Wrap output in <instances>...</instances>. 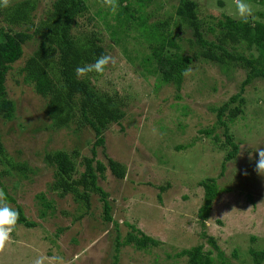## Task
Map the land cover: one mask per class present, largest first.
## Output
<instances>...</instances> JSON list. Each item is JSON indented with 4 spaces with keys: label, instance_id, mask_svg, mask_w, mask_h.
<instances>
[{
    "label": "rangeland",
    "instance_id": "1",
    "mask_svg": "<svg viewBox=\"0 0 264 264\" xmlns=\"http://www.w3.org/2000/svg\"><path fill=\"white\" fill-rule=\"evenodd\" d=\"M20 1L9 0L7 7L0 3V28L9 27L3 20L6 9ZM55 1L38 0L35 23L46 18ZM194 1L206 28L212 24L211 16L240 19L235 0ZM88 3L90 10L79 18L73 34L81 40L97 37L95 40L105 48L106 55L114 58L102 74L93 73L92 82L99 90L116 97L126 114L121 124H112L105 131V147L97 148V160L107 164L110 157L125 169L124 179L117 178L109 168L99 178V185L109 195L115 222H105L99 193L91 194L90 207L85 209L72 196L61 198L49 187L54 169L44 163L45 154L79 149L80 160L91 158L96 136L88 127L79 134L68 129H47L50 121L46 100L31 86L24 85L18 73L37 48L35 38L24 46L23 58L8 75V97L16 104V117L13 121L0 117V137L6 155L28 163L36 173L29 180L3 176L0 189L6 188L16 200H7L10 206L17 209L20 205L36 226L17 224L10 242L0 252V264H33L38 256H62L66 264H113L118 230L125 237L131 231L128 224L159 244L150 245L147 251L124 246L118 264H188V258L181 254L184 250L199 244H204L205 250L211 249L203 234L214 237L234 264H253L250 251L264 249V176L254 171L255 164L250 160V156L256 157L258 149L264 148V80L257 79L245 89V112L230 124L240 154L225 163L228 150L215 145L213 137L201 131L215 129L224 140L223 130L216 128L215 109L239 93L247 73L243 64L228 75L216 64L196 61L185 78L181 99L177 100V89L161 85L142 65L149 44L138 38V32L122 34L124 44L113 42L105 21L116 25L119 9L113 13L102 0ZM132 3L138 5L137 1ZM180 3L181 0H153L139 13L148 17V25L168 20L173 33L182 37L184 52L194 55L197 47L191 49L187 43L192 32L176 14ZM245 3L252 6L256 21L264 22V17L259 16L264 13V6L253 0ZM12 28L20 31L27 26ZM208 38L216 39L210 33ZM243 51L246 47L242 45L238 52ZM251 53L247 51L246 55ZM254 55L258 56V52ZM3 170L0 162V171ZM210 179H216L223 191L203 225L199 210L204 189L200 183Z\"/></svg>",
    "mask_w": 264,
    "mask_h": 264
},
{
    "label": "trees",
    "instance_id": "2",
    "mask_svg": "<svg viewBox=\"0 0 264 264\" xmlns=\"http://www.w3.org/2000/svg\"><path fill=\"white\" fill-rule=\"evenodd\" d=\"M118 0L119 12L116 17L117 24L111 25L105 21L111 38L117 45L125 43L122 34H130L131 30L139 33L148 44V53L144 54L142 65L148 74L155 75L161 85H173L177 89L176 99L180 100L186 76L183 70L194 65L196 61H206L216 64L228 74L234 67L243 64L247 72L246 78L240 86V91L229 102L225 103L217 112L216 128L223 130L221 135L215 129H206L201 133L209 138L213 137L215 145L227 149L225 163L237 159L240 154V145L236 142L230 130V124L244 114L246 99L244 92L247 86L257 79L264 80V22L249 19L244 22L224 15L222 19L211 16L212 24L205 27L198 15V3L194 0H181L176 9V14L182 25L192 32V39L187 40L191 49L196 48L194 55L186 54L180 34H174L168 20L155 22L148 25V17L139 13L147 3L153 0ZM264 6V0H253ZM147 2V3H146ZM141 3V4H140ZM38 0H21L6 9L3 20L9 26L0 28V117L6 121H13L16 117V104L9 99L7 79L13 65L24 56V46L33 39H38L34 53L26 60L18 73L22 76V83L31 86L36 94L46 100V115L50 121L48 130H72L79 134L83 128H90L96 136V142L91 150L92 156L82 157L80 160L79 149L71 153L64 150L47 152L44 163L54 169L50 189L61 198L72 196L83 207H90V198L93 192L99 193L104 203V220L114 223L112 205L109 195L99 185V178L103 177L107 169L119 179L125 178L124 166L107 157V164L97 160V148L105 147L104 133L112 124H121L126 114L116 97L99 90L92 82L93 73L78 79L75 74L77 66L90 64L101 55H106L104 47L98 45L94 37L79 39L73 31L81 16L88 13L90 6L88 0H56L46 18L39 23L34 21ZM138 7V9H137ZM141 14L140 16L137 15ZM101 15L100 12L97 13ZM264 17V13H259ZM12 26L25 30L15 31ZM30 31H33L30 33ZM208 33L215 34L216 39H209ZM243 46L246 51L238 52ZM247 51L252 53L247 56ZM258 52V56L254 55ZM126 53V51H125ZM237 68V67H236ZM149 77V76H148ZM193 144L190 145L192 147ZM183 149V146L177 147ZM0 162L4 170L0 171V184L2 177H18L29 180L36 170L26 162H18L6 155L0 137ZM79 167L84 168L80 172ZM225 172L223 165L222 175ZM204 199L199 210V218L203 225L209 219L213 205L223 191L216 179L202 181ZM7 200L16 203L6 188ZM51 208V205H47ZM18 225L33 228L35 223L25 216L23 208L18 205ZM81 218V217H80ZM118 223L116 226L118 227ZM131 231L122 237L120 230L116 237V248L113 264H118L121 248L134 247L140 251H147L150 247L159 244L152 237L128 224ZM62 231V230H60ZM211 249L205 250L204 244H199L191 249L184 250L181 254L188 258V264H234L226 253L217 244L214 237L203 234ZM253 264H263L264 249L250 251ZM215 255V256H214ZM233 256L236 258L237 253Z\"/></svg>",
    "mask_w": 264,
    "mask_h": 264
},
{
    "label": "clouds",
    "instance_id": "3",
    "mask_svg": "<svg viewBox=\"0 0 264 264\" xmlns=\"http://www.w3.org/2000/svg\"><path fill=\"white\" fill-rule=\"evenodd\" d=\"M0 3L7 7L9 5V0H0ZM102 4L110 8L113 13H115L119 7L118 0H102ZM235 5L238 16L244 22H248L249 19H258L254 16L252 6L245 3V0H235ZM111 63H114V58L108 55H101L97 57L93 63L77 66L75 69L76 77L81 79L88 76L90 73L102 74ZM191 72L192 68L191 65H189V67L183 70L182 74L187 76ZM250 160H253L255 164L254 171L258 175L264 176V148L258 149L256 151V157L253 158L250 156ZM244 175H247L246 171ZM19 215V212L7 202L5 191L0 189V252H3L6 245L10 242L11 234L19 221ZM33 264H66V261L62 256H38L33 261Z\"/></svg>",
    "mask_w": 264,
    "mask_h": 264
}]
</instances>
